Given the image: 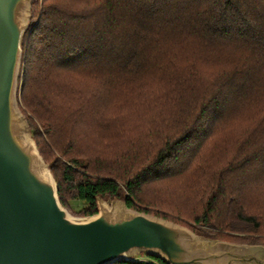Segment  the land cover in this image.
I'll return each instance as SVG.
<instances>
[{
	"label": "trees",
	"instance_id": "trees-1",
	"mask_svg": "<svg viewBox=\"0 0 264 264\" xmlns=\"http://www.w3.org/2000/svg\"><path fill=\"white\" fill-rule=\"evenodd\" d=\"M22 48L20 109L70 211L119 197L264 243V0H35ZM142 254L113 264H169Z\"/></svg>",
	"mask_w": 264,
	"mask_h": 264
},
{
	"label": "water",
	"instance_id": "water-1",
	"mask_svg": "<svg viewBox=\"0 0 264 264\" xmlns=\"http://www.w3.org/2000/svg\"><path fill=\"white\" fill-rule=\"evenodd\" d=\"M34 1L0 0V264H113L143 252L169 264H264V243L198 234L124 199L98 195V211L82 216L62 204L18 101Z\"/></svg>",
	"mask_w": 264,
	"mask_h": 264
},
{
	"label": "rangeland",
	"instance_id": "rangeland-1",
	"mask_svg": "<svg viewBox=\"0 0 264 264\" xmlns=\"http://www.w3.org/2000/svg\"><path fill=\"white\" fill-rule=\"evenodd\" d=\"M28 22H29V20H28ZM22 66V65H21ZM235 121L234 120V117H232L231 119H229V124L227 125V127H230V126H232V122H230V121ZM121 199V200H123L122 198H119V197H103V199H104V201H106V203L108 204V205H111V204H113L114 202H116V201H118V200H116V199ZM83 205V202H79V201H73L72 202V207L74 208V209H79L81 206ZM70 211V210H69ZM73 215H76V216H81V215H77V214H75L74 212H72V211H70ZM179 224V223H178ZM181 225H183V224H181ZM185 226V225H184ZM187 227V226H186ZM189 228V227H188ZM135 257H136V259H141V260H144V259H147V256L145 255V254H142V253H137V254H135Z\"/></svg>",
	"mask_w": 264,
	"mask_h": 264
}]
</instances>
